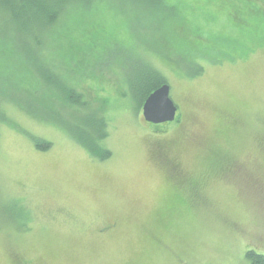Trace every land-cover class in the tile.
I'll return each instance as SVG.
<instances>
[{"label": "rangeland", "instance_id": "374dc122", "mask_svg": "<svg viewBox=\"0 0 264 264\" xmlns=\"http://www.w3.org/2000/svg\"><path fill=\"white\" fill-rule=\"evenodd\" d=\"M153 1L72 10L38 49L19 39L34 51L26 66L4 61L11 34L0 42V264L264 254V0ZM80 58L108 60L92 69ZM147 67L169 85L171 122H145L131 96ZM41 73L83 93L86 108L46 103ZM88 119L101 120L107 159L76 139Z\"/></svg>", "mask_w": 264, "mask_h": 264}, {"label": "trees", "instance_id": "16d2710c", "mask_svg": "<svg viewBox=\"0 0 264 264\" xmlns=\"http://www.w3.org/2000/svg\"><path fill=\"white\" fill-rule=\"evenodd\" d=\"M96 1L98 0H0V42L6 39L5 37L8 33L12 35L9 37V39L13 40L10 50H7L10 55H4L5 63L7 65H12L13 61L16 59L20 61H18L20 66L21 63H23V66H26V61L28 60L26 57L27 54L30 53L32 56L34 51H29L28 49L24 48V45L19 42L21 37L26 38L23 43L26 44V42L29 41L32 47L38 49V47H41L43 44H45L46 38H44L43 35H51L53 32L60 31V25L63 22L62 18L70 14L69 12L72 10L79 11L81 13L90 11ZM134 1L142 4L141 6L144 7H148V5L151 7V4L155 3L153 0ZM55 29L59 30L55 31ZM96 40L98 41V39L94 40L93 37L90 39L88 44L93 45L97 43ZM107 45L108 52L115 53L116 44L113 43V45L109 47V43L107 42ZM1 48L2 47L0 46V50ZM104 52H101L100 54L98 52L97 54L100 56ZM107 60V58H94L90 59V62H88L86 59L82 61L80 58L79 61L84 62L83 66L88 65L93 69L94 67L100 68ZM29 61L32 62V59ZM35 69L39 68L36 66ZM145 69L146 70L140 76H138V80L136 82L134 81L133 85L130 87V93L136 101L135 104L137 108H139L143 100L153 90L166 82L162 74L158 71L150 67ZM39 77L45 89L47 90L46 103H51L53 102V99H55L57 101L63 102V104L71 106V108H74L76 111L86 108L85 106L87 103L83 98V93L80 94L81 92L79 90H76L74 87L69 88V86L67 87L65 83L58 82L56 84L53 81V78H50L45 73H41ZM121 94L122 96L126 95L124 92ZM98 98L102 100L107 99L105 97ZM28 99L31 98L28 97ZM31 100H33V98ZM99 103L103 104L102 108L105 107V103L102 101H99ZM6 122V116L2 111H0V124ZM100 122L101 120H85L84 123L86 124L88 130L84 133H79L78 135L76 134V139L89 154H92L99 160H103L107 159L110 153L100 146V142L104 136L103 125ZM49 146L50 142L44 139L37 140L35 143V147L41 150H45L49 148ZM18 215L19 216L16 217L21 219V213H18ZM245 259L248 260V264H264V254L255 253L250 250L246 251Z\"/></svg>", "mask_w": 264, "mask_h": 264}, {"label": "water", "instance_id": "95a60500", "mask_svg": "<svg viewBox=\"0 0 264 264\" xmlns=\"http://www.w3.org/2000/svg\"><path fill=\"white\" fill-rule=\"evenodd\" d=\"M143 119L152 124L171 122L175 118L176 106L169 97V85L162 84L143 101Z\"/></svg>", "mask_w": 264, "mask_h": 264}, {"label": "flooded vegetation", "instance_id": "af4514ba", "mask_svg": "<svg viewBox=\"0 0 264 264\" xmlns=\"http://www.w3.org/2000/svg\"><path fill=\"white\" fill-rule=\"evenodd\" d=\"M165 123H167V122H165Z\"/></svg>", "mask_w": 264, "mask_h": 264}]
</instances>
